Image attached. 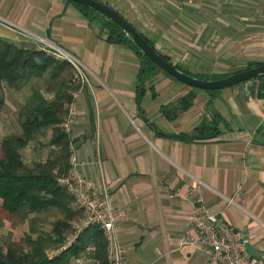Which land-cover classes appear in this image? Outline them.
Returning a JSON list of instances; mask_svg holds the SVG:
<instances>
[{
  "label": "crops",
  "instance_id": "obj_1",
  "mask_svg": "<svg viewBox=\"0 0 264 264\" xmlns=\"http://www.w3.org/2000/svg\"><path fill=\"white\" fill-rule=\"evenodd\" d=\"M101 1L194 73L264 63V0ZM107 35L69 0H0V36L73 59L85 75L69 136L82 173L123 209L116 235L130 264H221L185 242L197 197L264 255V97L246 98V82L214 94L199 88L193 105L169 119L161 106L193 87L155 70L139 107L140 57ZM211 97L218 135L192 141L156 131L192 132L211 119Z\"/></svg>",
  "mask_w": 264,
  "mask_h": 264
},
{
  "label": "trees",
  "instance_id": "obj_2",
  "mask_svg": "<svg viewBox=\"0 0 264 264\" xmlns=\"http://www.w3.org/2000/svg\"><path fill=\"white\" fill-rule=\"evenodd\" d=\"M69 1L90 20H101L107 29L109 42L127 45L137 52L141 61L136 100L140 107L147 80L155 70H164L145 55L114 20L79 2ZM143 35L155 47L154 42L144 33ZM159 52L171 61L170 56ZM262 63L251 61L246 66L231 71L210 74L194 73L187 67L176 65L188 74L210 79L224 77ZM34 79H42L51 96H46L41 88L32 87L31 94L19 110L20 131L8 133L0 140V206L16 222L27 220L30 229L23 240H0V264H70L73 258H80L90 246H94L89 252V259L93 264H109L107 242L98 224L87 227L76 241L63 246L73 230V221L80 214V208L73 205L74 197L58 180L59 176L68 173L70 165L71 139L62 124L75 92L81 86L78 70L67 58L57 57L44 48L25 46L0 36V115L6 103L5 87L19 90ZM253 84V93L264 97V76L255 79ZM197 89L199 88L193 87L175 101L163 104L161 111L167 118L175 119L181 111L193 105ZM204 90L214 94L218 89ZM206 109L212 113L211 119L204 115L192 132L168 133L158 128L156 131L160 135L192 141L216 136L220 132V114L213 106L212 97L207 101ZM49 128L52 129V134L47 143L52 147L51 154L45 160L27 163L23 155L24 149ZM51 210H55L58 216L52 229L47 230L41 227L37 215ZM50 247L54 250H48Z\"/></svg>",
  "mask_w": 264,
  "mask_h": 264
},
{
  "label": "built area",
  "instance_id": "obj_3",
  "mask_svg": "<svg viewBox=\"0 0 264 264\" xmlns=\"http://www.w3.org/2000/svg\"><path fill=\"white\" fill-rule=\"evenodd\" d=\"M71 62L83 80L85 75L80 71L79 64L73 59ZM74 120L75 112L70 105L62 124L68 133ZM69 164L68 173L59 176L58 180L74 197L75 203L80 208V214L73 221V230L63 246L66 247L76 241L87 227L98 224L107 242L106 252L109 264H130L116 235L117 224L123 209L115 205L105 185L95 184L82 173L72 142ZM190 224L193 231L187 233L185 242L203 248L210 258L219 259L221 264H264V255L250 251L242 231L225 224L217 213L210 212L200 197L196 198ZM93 249L94 246H90L86 253Z\"/></svg>",
  "mask_w": 264,
  "mask_h": 264
},
{
  "label": "rangeland",
  "instance_id": "obj_4",
  "mask_svg": "<svg viewBox=\"0 0 264 264\" xmlns=\"http://www.w3.org/2000/svg\"><path fill=\"white\" fill-rule=\"evenodd\" d=\"M46 86V83L42 79H34L19 90L5 87L4 94L6 103L0 115V140L8 133L20 131L19 110L21 105L31 94L32 87L41 88L46 96H51V94L46 91ZM51 134L52 129L49 128L45 134L32 141L30 145L24 149L23 155L27 163L32 164L37 160H43L51 154L52 147L47 143ZM57 216L58 213L55 210H51L37 215V218L40 220L42 228L50 230ZM29 229L30 225L27 220L16 222L10 215L6 214L0 206V240L3 241L9 238L18 241L23 240L29 232ZM48 250L54 249L50 247ZM70 264H93V261L91 259L89 260V253L85 252L80 258H73Z\"/></svg>",
  "mask_w": 264,
  "mask_h": 264
},
{
  "label": "water",
  "instance_id": "obj_5",
  "mask_svg": "<svg viewBox=\"0 0 264 264\" xmlns=\"http://www.w3.org/2000/svg\"><path fill=\"white\" fill-rule=\"evenodd\" d=\"M87 7L95 9L114 20L124 32L131 38L134 44L147 56H149L159 67L174 78L202 89H221L230 87L241 82H246L244 96L254 90L253 81L264 76V63L234 71L231 74L220 78H201L191 75L180 69L172 61H168L123 14L101 0H74Z\"/></svg>",
  "mask_w": 264,
  "mask_h": 264
}]
</instances>
